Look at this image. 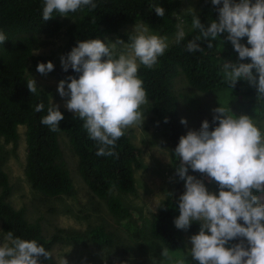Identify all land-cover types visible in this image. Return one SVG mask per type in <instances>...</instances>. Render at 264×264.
<instances>
[{
  "label": "clouds",
  "instance_id": "obj_1",
  "mask_svg": "<svg viewBox=\"0 0 264 264\" xmlns=\"http://www.w3.org/2000/svg\"><path fill=\"white\" fill-rule=\"evenodd\" d=\"M218 7V20L209 26L200 22L191 10V27L199 35L185 45L188 53L202 52L198 41H207L213 48L221 34L238 54V61L224 62L221 74L224 82L234 88L240 80L256 89L257 102H264V0H211ZM87 8H97L95 0H42L41 16L44 21L54 15L67 17ZM158 17L165 9L153 6ZM185 33L180 28L175 42L180 44ZM247 38V45L241 43ZM7 36L0 31V44ZM223 43V41H221ZM121 47L119 55L115 50ZM169 48L166 36L154 34L145 24L135 26V32L125 43L117 40L110 45L100 39L78 42L66 56L60 57L62 70L69 68L79 78L68 76L59 81L57 93L67 97L65 107L97 146L98 157L114 156L117 141L133 126L141 127L145 115L140 111L149 103L143 80L138 76L141 66L152 69ZM54 70L51 62L38 63L36 71L45 75ZM28 91L37 92L31 78ZM67 88V91L65 90ZM45 110L39 103L36 112ZM210 130L208 120L198 130H189L179 138L174 153L179 165L176 174L184 181V192L178 197L179 215L174 219L178 230L187 231L191 224L199 223V231L189 237L190 248L178 264H187V258L198 264H264V130L247 115L234 116L228 106L212 109ZM64 119L58 106L47 108L41 124L50 131H60ZM165 122H167L165 120ZM186 125L187 121L181 119ZM189 169L209 178L217 186L209 192L203 179L188 175ZM168 197L172 193H166ZM235 241V242H234ZM162 257L171 259L165 248ZM52 259V252L37 240H25L12 231L3 234L0 242V264H41ZM59 264H67L61 257Z\"/></svg>",
  "mask_w": 264,
  "mask_h": 264
},
{
  "label": "trees",
  "instance_id": "obj_2",
  "mask_svg": "<svg viewBox=\"0 0 264 264\" xmlns=\"http://www.w3.org/2000/svg\"><path fill=\"white\" fill-rule=\"evenodd\" d=\"M97 8L89 11L71 13L67 17L54 15L51 20L44 21L41 16L42 0H0V31L7 40L0 44V224L4 233L12 231L21 239L37 240L51 251L53 243L61 238L54 235L46 239L42 234V227L38 220L29 222L24 209L12 206L9 197L11 185L9 177L4 171V165L9 159V151L5 145H17L19 128H25V168L24 175L31 188L43 197L51 199L70 195L73 184L61 150L58 135L63 133L67 137L69 146L77 159L78 173L89 191L104 200L110 213L120 222L131 213L124 206L117 193L131 194L136 192L134 171L141 169V150L136 147L125 133L116 144L114 156L98 157L97 146L88 138L83 129V122L75 118L67 109L58 107L64 119L60 122V131L52 132L41 124L42 116L46 115L51 105L49 92L37 87V92L28 91V74H35L38 63L51 62L54 70L48 75L59 81L68 76L79 78V74L62 70L60 57L66 56L78 42L89 39H100L115 36L128 41L132 33H123L127 25L143 23L150 30L161 35H174L178 31L176 14L181 7L180 0H95ZM165 9L164 17L156 16L153 6ZM200 8L199 20L207 28L211 21L218 20V7L211 0H198ZM191 25V19H186ZM61 34L66 36L58 57L54 55L36 54L47 47L51 40ZM199 35L192 27L186 31L180 44L176 42L169 46L165 54L159 57L158 63L147 69L141 66L138 76L143 80L149 106L145 113L151 115V121L165 131L169 141V159L174 185L170 193L160 201L150 226L152 238L160 241L170 252H180L185 249L183 230L174 226V219L178 217L177 200L184 192V181L176 174L179 160L172 154L178 145L179 138L184 136V126L180 123L177 111V98L173 93V81L183 74L187 83L197 91L213 94L218 91H230L233 95L246 98H256V89L240 80L234 88H230L223 80L220 67L224 62L249 63L250 60L238 61V54L233 50L230 42L221 34L217 41H213V48L208 49L207 41H198L202 52L188 53L185 45ZM223 41V43L221 42ZM241 43L247 45V38ZM43 103L45 110L36 112L37 104ZM264 107V105H263ZM264 117L263 111H259ZM165 120L167 122H165ZM210 130L218 126L212 124V116L207 119ZM188 175L203 179L204 184L214 192L217 186L207 177L189 169ZM110 193H113L110 196ZM199 223H193L186 231L189 236L197 234ZM75 240L88 239L96 245H110L113 235L103 228L95 227L83 235H76ZM74 239V238H73ZM48 261H43L45 264ZM135 264H145L137 262Z\"/></svg>",
  "mask_w": 264,
  "mask_h": 264
},
{
  "label": "rangeland",
  "instance_id": "obj_3",
  "mask_svg": "<svg viewBox=\"0 0 264 264\" xmlns=\"http://www.w3.org/2000/svg\"><path fill=\"white\" fill-rule=\"evenodd\" d=\"M180 1L181 7L176 14L178 30L182 28L186 33L191 26L186 20L191 19V10L198 17L200 8L198 0ZM139 24L142 23L127 25L122 32L134 34L135 26ZM150 31L161 35L159 32ZM176 34L166 36L169 46L175 43ZM117 40V37L111 36L106 38L105 42L110 45ZM65 41L66 36L61 34L36 54L58 57ZM121 51L122 48L118 45L115 50L116 54L119 55ZM28 78L35 81L36 87L49 92L50 102L54 106L66 109L65 104L68 98H61L57 93L58 79L40 73L28 74ZM172 89L177 98L178 116L180 120L187 121V124L183 125L184 135L189 130H198L201 122L213 115L212 109L220 105L228 106L236 117L247 115L253 118L257 126L264 130V117L259 112L263 111L264 102H257L256 98L233 95L230 91H218L213 94L201 93L187 83L183 74H179L174 79ZM65 90L67 91V88ZM148 106L149 103L140 109L145 115L141 127L133 126L125 131L132 143L141 150L142 168L134 171L136 192L133 195L117 193L116 197L122 200L124 206L131 211L130 215L120 222L110 213L105 201L94 196L81 179L77 169V159L65 134H59L58 140L73 184V192L57 198L43 197L31 188L25 178V128H19V139L16 146L5 145L10 153L4 165V171L11 185L9 200L12 206L16 209H24L29 222L38 220L46 239H51L54 235L61 238L52 244L53 258L45 264H59L61 257L67 261V264H135L137 262L178 264L181 257L186 254V248L191 247L188 243L190 236L183 230L184 251H169L171 259H166L161 255L162 250L165 249L163 244L152 238L150 234V226L157 206L167 197L166 193H170L174 178L169 162L167 135L164 130L152 123L151 115L145 113ZM205 187L209 192L216 193L206 185ZM112 194L110 193V196ZM95 227H101L108 234H112L113 242L107 246H98L88 239L75 240L77 234L82 236L83 233ZM2 236L0 224V242H2ZM187 264H198V262L188 257Z\"/></svg>",
  "mask_w": 264,
  "mask_h": 264
}]
</instances>
